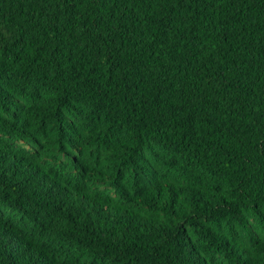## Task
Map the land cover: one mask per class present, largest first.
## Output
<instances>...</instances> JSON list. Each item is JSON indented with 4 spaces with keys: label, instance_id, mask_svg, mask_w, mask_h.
<instances>
[{
    "label": "trees",
    "instance_id": "trees-1",
    "mask_svg": "<svg viewBox=\"0 0 264 264\" xmlns=\"http://www.w3.org/2000/svg\"><path fill=\"white\" fill-rule=\"evenodd\" d=\"M0 264H264V0H0Z\"/></svg>",
    "mask_w": 264,
    "mask_h": 264
}]
</instances>
